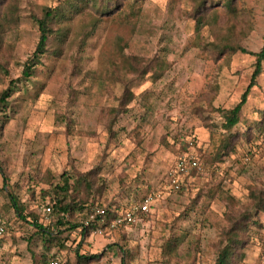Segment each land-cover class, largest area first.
<instances>
[{
	"label": "rangeland",
	"instance_id": "rangeland-1",
	"mask_svg": "<svg viewBox=\"0 0 264 264\" xmlns=\"http://www.w3.org/2000/svg\"><path fill=\"white\" fill-rule=\"evenodd\" d=\"M59 1L18 0L21 20L4 36L8 72H0V92L16 82L0 110V212L10 220L0 264H37L53 254L68 264H216L223 232L247 213L253 220L241 230L236 264H264V212L251 208V191L264 192V62L234 128L244 133L215 157L224 136L218 110L240 101L256 58L213 43L229 35L259 51L264 0H234L237 17L218 7L216 21L208 0H145L95 29L94 12L85 10L62 25L64 42H48L33 75L19 80L39 39L36 17ZM201 16L206 21L197 28ZM247 121L262 125L250 129ZM183 154H194L202 170L183 176V188L174 191L169 176ZM89 172L92 208L154 194L151 209L114 233L82 239L76 230L64 240L66 233L34 235L32 217L20 218L11 205L13 193L26 214L48 224L53 217L42 206L52 195L44 191L63 175ZM84 218L76 209L72 220ZM77 250L99 256L79 263Z\"/></svg>",
	"mask_w": 264,
	"mask_h": 264
},
{
	"label": "trees",
	"instance_id": "trees-1",
	"mask_svg": "<svg viewBox=\"0 0 264 264\" xmlns=\"http://www.w3.org/2000/svg\"><path fill=\"white\" fill-rule=\"evenodd\" d=\"M145 0H60L59 4L56 6H45L42 9L40 17H36V21L39 28V39L36 45L35 50L31 56L25 61L24 67L22 70L21 79H28L33 75L35 67L41 63V59L45 53L49 51L47 45L51 39L56 40L59 44L65 41V38L68 36V29L65 28L64 23L70 21L75 15L83 13L85 10H90L94 12L95 21L92 23L93 29L98 26V24L109 16H112L120 8L124 7H140ZM211 2V17L214 21L218 18V7L224 8V11L227 17L232 20L237 17V8L235 6L234 0H208ZM203 6L199 7L201 10ZM216 7V8H215ZM21 20L20 6L18 0H0V72H8V60H3V52L8 49L9 44H4L5 33L13 28L17 27ZM206 19L204 16L199 17L197 22V28L202 27ZM233 26L234 24H228V27ZM232 38L229 35H226L223 38V41L219 43H214V46L220 51L234 53L237 51H242L245 53H250L255 56V68L251 75L249 84L247 85L245 91L242 93L240 101L230 109L220 108L218 111L220 116L223 118V129L224 136L221 138L222 146L219 145L216 148L215 157L221 156L224 149H226L231 138L236 134L244 133L240 131H234V128L244 119L242 116L243 106L247 102L248 95L251 89L257 85L258 77L262 74L263 71V62H264V36H263V45L259 51H250L246 47L242 46L240 43L233 42ZM86 38L82 40L81 48L85 46ZM59 48L52 50V53H57ZM165 61H159V66H163ZM75 67H80V57L74 59ZM16 80H11L10 86L3 89L0 92V110L1 107L7 105V99L10 97L11 92L13 91V85ZM128 96V100L132 98ZM126 109V108H125ZM115 111H118L117 109ZM127 111V110H125ZM262 117H264V111L262 112ZM247 127L252 129L253 127H260L262 125L259 123H251L247 121ZM246 138H249V134L246 133ZM224 146V147H223ZM224 148V149H223ZM195 171L191 169L190 172ZM189 172V174H190ZM61 182L53 184L51 191H44V196H51V201L42 206V212L46 215L43 207L51 206L52 210L50 215L53 219L48 223L44 224L40 221V215L34 211H29L26 214V204L22 202L21 199L17 197L16 194H11V205L15 209L17 216L22 219L27 220L28 217H32L31 224L35 227L36 232L34 235H38L44 238H49L56 234V236H64V240L68 239V235L73 231L80 230L83 234L82 239L87 235H91V232L96 228L100 223L106 224L112 218L116 217L119 212L126 207L120 201L115 203L109 202L97 207L103 208L106 210L105 215H97L94 219L90 218V215L93 211L92 204L93 201L89 202L94 193L91 192L94 190V178H92V173L80 174L77 177L73 175H63ZM183 186L180 188L182 189ZM137 195V194H136ZM251 197L253 198L252 209H258L259 211L264 212V192H255L251 191ZM138 199L139 196L137 195ZM136 201V200H135ZM134 201V202H135ZM138 202V200H137ZM76 209H79L85 218L83 221H73L72 217ZM251 212V210H249ZM249 212V213H250ZM8 229L10 220L8 217ZM89 221V225L85 226V221ZM252 214H244L243 221H240V218H236L233 221L232 226L223 232L224 239L222 244L219 247L218 257L216 259V264H236L237 258L235 254L237 248L242 246L243 240L240 237L241 230L247 227L245 221H252ZM246 223V224H245ZM116 232V231H114ZM107 232L106 235L114 233ZM8 235V233H7ZM79 247L82 242H79ZM65 245L64 241L60 243V246ZM76 255L79 263H86L89 260L98 258L99 254L83 255L79 254L78 250ZM57 257L56 254L51 255L50 257H43L42 262L37 264H49V261ZM124 262L122 261V264ZM66 264H68L66 262Z\"/></svg>",
	"mask_w": 264,
	"mask_h": 264
},
{
	"label": "built area",
	"instance_id": "built-area-1",
	"mask_svg": "<svg viewBox=\"0 0 264 264\" xmlns=\"http://www.w3.org/2000/svg\"><path fill=\"white\" fill-rule=\"evenodd\" d=\"M191 169L197 171L202 170V164L199 159L194 154H183L181 155L175 167L170 172L169 176V185L170 189L177 191L183 185V176L189 175ZM156 195L148 194L141 201H135L129 204L119 212V214L112 218L108 223H100L96 228L91 232L92 235L102 236L107 232L118 231L120 228L126 227L129 224L135 222L139 215L146 213L151 209L153 201ZM47 216H50L51 206L43 207ZM106 210L100 207H95L90 215V218L94 219L97 215H105ZM8 218L0 213V253L3 251L6 244V237L8 233ZM85 226L89 225V221L86 220ZM80 237L83 236L82 232L79 230ZM49 264H66V262L59 256L52 258L49 261Z\"/></svg>",
	"mask_w": 264,
	"mask_h": 264
},
{
	"label": "crops",
	"instance_id": "crops-1",
	"mask_svg": "<svg viewBox=\"0 0 264 264\" xmlns=\"http://www.w3.org/2000/svg\"><path fill=\"white\" fill-rule=\"evenodd\" d=\"M1 213V212H0ZM6 245V244H5ZM5 247V246H4ZM4 250V249H3Z\"/></svg>",
	"mask_w": 264,
	"mask_h": 264
}]
</instances>
